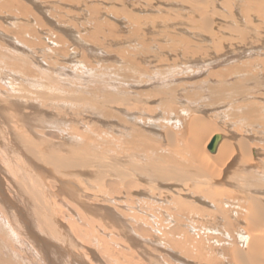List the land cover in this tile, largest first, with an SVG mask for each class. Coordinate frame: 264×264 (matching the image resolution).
<instances>
[{
    "label": "bare ground",
    "instance_id": "obj_1",
    "mask_svg": "<svg viewBox=\"0 0 264 264\" xmlns=\"http://www.w3.org/2000/svg\"><path fill=\"white\" fill-rule=\"evenodd\" d=\"M35 1L0 0V41L3 36L8 40L6 45L0 42V70L7 71L6 76L10 77L6 85L10 88L0 87V173L5 176L3 179L0 175V214L4 218L0 222L6 221L19 244L32 243L46 264H95L90 259L95 260V255L91 252L89 259L83 257L80 243L72 237L66 222L57 218V214L64 213H57L58 206L64 208L68 199L87 214L95 215L93 218L109 219L126 242L137 248L140 258L151 264H209L213 256L228 259L232 264H264V147L260 152L258 144L252 143V132L264 137V128L259 130L264 125V46L244 42L252 19L256 16L264 22V0L225 1L224 8H239L242 19L238 21L230 13L232 10L226 14L218 9L215 0H163L172 4L164 6L169 12L164 15L157 12L160 7L156 2L161 0H136L137 5H145L150 11L157 8L150 14L133 13V5H124L126 0H102L103 5L111 4L104 6L106 10L124 14V21L118 22L128 34H120L115 23L100 15V5L93 4L87 8L92 30L77 37L71 21L61 14L69 13V8H57L59 18L51 20ZM61 2H67L66 6L77 4L78 0ZM176 5L183 12H172ZM32 7L39 9L42 17ZM56 7L63 9L60 4ZM46 12L49 14V10ZM181 15L186 19L181 20ZM164 16L165 19L161 18ZM45 18L51 21L54 31L37 33L35 27L50 25ZM168 20L182 24L181 28L175 30L176 25L171 28L164 24ZM157 23L165 28L159 30ZM223 28L238 31L239 40L241 37L244 41L232 43L234 40L231 42L216 30ZM192 33L210 44L193 41ZM100 35L106 53L120 61L119 66L110 68L113 74L103 80L100 75L95 88L85 84L80 76H64L69 68L68 55L73 57L79 51L71 48L70 52L72 44L84 47V40L90 42V38ZM41 37L49 39V45L43 43L45 40L36 41ZM160 40L169 46L159 44ZM34 41L43 47L36 48ZM241 56L244 58L238 59ZM221 59L225 65L210 68L212 62L217 65ZM165 60L174 64L167 65ZM153 61L160 66H153L154 71L163 74L156 85V79L149 80L148 69L142 66ZM85 66L83 62V71L88 70ZM130 68L133 73L127 74ZM171 72L178 76L204 72L207 75L196 82L182 79L170 83L175 81L172 76H176ZM145 76L147 80L143 79ZM17 80L33 90L25 85L30 90L23 89L24 86L16 89ZM148 83L151 87L147 91L139 88ZM209 106L211 114L226 111L228 120L240 122L243 134L238 136L228 129L232 122L227 124L228 133L220 132L216 123L206 117ZM163 110L180 114L186 126L180 133L167 128L158 134L160 142L163 140L166 145L162 152L159 145L147 142L145 132L138 126L144 123H140L142 116L156 122ZM97 120L103 127L96 124ZM55 133L59 137L66 135L67 139L51 140ZM215 135L219 140L211 148ZM4 186L9 187L10 194ZM84 194L101 205H83ZM237 221L242 229L235 231L236 237L245 241V249L237 248L229 239L233 237L229 226ZM151 222H155V228ZM209 222L217 224L205 226ZM141 225L149 226L158 235L162 246L158 251L163 256L151 252L147 240L137 238L134 227ZM70 226L72 233L80 232L76 225ZM144 233H148L147 229ZM230 241L231 246L226 248ZM127 243L122 246L133 250ZM104 247L107 246H102L106 252ZM214 250L218 255L212 254ZM2 257L0 264H18L5 255Z\"/></svg>",
    "mask_w": 264,
    "mask_h": 264
},
{
    "label": "rangeland",
    "instance_id": "obj_2",
    "mask_svg": "<svg viewBox=\"0 0 264 264\" xmlns=\"http://www.w3.org/2000/svg\"><path fill=\"white\" fill-rule=\"evenodd\" d=\"M35 1V0H34ZM41 1V0H40ZM40 1L38 0H36L35 1V3H37L41 8L43 7L44 9H43V11H44V14L46 15L45 17L46 18H48V19H51L52 20V17H53V19L54 20H56V19H58L59 17V15L58 14H60L57 10L58 9H61V10H67L68 8V11L70 10V12L69 13H67V14H65V13H61V14H63L65 17H64V19H69L70 21H71V26L73 27L72 29L73 30H76L75 31V37H77L79 34H81V36H85V35H87L91 30H92V25L90 24L91 23V13H90V10L89 9H87V8H89L91 5H93V4H98V5H100V7H102V8H100L99 7V9H100V15H105V17L106 18H108V20L110 21V22H113V23H115V25H117L119 28H120V34H125V35H127L128 34V32H123V31H126V28H122V26L120 25V22H118V21H121V22H123L124 21V14L123 13H116L115 11H109V9L108 10H106V8H104V6L106 7L107 5H108V3H105L104 2V5H103V1L101 2L100 0H87V2H85L84 0L81 2V0H78V2H77V4L76 3H71L70 5H66L65 6V4H67V2H61V0H42L41 1V3H40ZM45 3H44V2ZM47 1V2H46ZM75 1H77V0H75ZM136 0H126L125 1V3H124V5H127V4H131V5H133V9L132 8H128V7H126L127 9H132L131 11L133 12V13H137V14H144L145 12V14H150V13H154L155 12V10L157 9V8H155L153 11H150L151 10V8H149V7H147V9H146V7H145V5H141V6H139V5H137V2H139V1H136ZM216 2V4L218 5L217 6V8L219 9H221L222 11H224V13H226V14H229V12H230V10H232L230 13H234L233 15H234V18L238 21L239 19H242V18H239L240 16V10H239V8H237L235 5H233L231 8L230 7H228L229 9H226V8H224L226 5H225V1H229V2H235V0H221V1H219V0H215ZM224 1V2H223ZM237 1V0H236ZM50 2H52V3H50ZM58 2V3H57ZM135 2V3H134ZM48 3V4H47ZM55 3V4H54ZM60 4L62 7H63V9L62 8H60V7H56V5L57 4ZM222 3V4H221ZM44 6H43V5ZM50 4V5H49ZM52 4V5H51ZM74 4V5H73ZM89 4V5H88ZM156 4H158L159 5V7L160 8H158L159 10L157 11V12H160L161 11V13H163V15H164V13L165 12H168V10L167 9H165L164 10V6H171L172 4L170 3L169 4V2H165V1H163V0H161L160 2H156ZM77 5V6H76ZM174 5V4H173ZM221 5V6H220ZM48 6V7H47ZM71 6V7H70ZM109 6H111V4H109L108 5V7ZM116 6H118V5H116ZM143 6V7H142ZM224 6V7H223ZM39 7V8H40ZM64 7H66V8H64ZM77 7V8H76ZM79 7V8H78ZM178 7V8H177ZM227 7V6H226ZM236 7V8H235ZM33 9L35 8V7H32ZM47 8V9H46ZM58 8V9H57ZM76 8V9H75ZM145 8V9H144ZM180 6H178V5H176V7L174 8V10H171L172 12L173 11H176V12H183V11H180ZM56 9V10H55ZM118 9V8H117ZM137 9V10H136ZM172 9V8H171ZM234 9V10H233ZM236 9V10H235ZM49 10V14L46 12V11H48ZM55 10V11H54ZM104 10V11H103ZM145 10V11H144ZM147 10V11H146ZM238 10V11H237ZM36 15H38V16H40L41 15V12L39 13V9H38V11H36L35 9L34 10H32ZM36 11V12H35ZM62 11V12H63ZM136 11H138V12H136ZM55 12V13H54ZM106 12V13H105ZM108 12V13H107ZM144 12V13H143ZM148 12V13H147ZM110 13H112V14H110ZM169 13V12H168ZM116 14V15H115ZM49 15V16H48ZM56 17H55V16ZM75 15V16H74ZM113 15V16H112ZM114 15H115V17H114ZM121 15V16H120ZM123 15V16H122ZM170 16H173V15H171V14H169ZM236 15V16H235ZM40 17H42V16H40ZM50 17V18H49ZM121 17V18H120ZM181 17V20H183V19H186V17H185V15H181V16H179V18ZM183 17V18H182ZM45 18V19H46ZM56 18V19H55ZM161 18H166L165 16L164 17H161ZM171 18V17H170ZM255 18H257V19H255ZM48 19H46V20H48ZM117 19V20H116ZM253 21H252V25H250L249 26V32H247L245 35H246V39H245V41L244 40H242L241 39V37H240V40H239V36H240V33L237 31V32H230V30H228V28H223L222 30H218V29H216L217 31H219V34H221L222 36H226L229 40H231V42L232 43H235V44H239L240 42H245V43H248V45L249 44H251V45H253V46H264V22H262V21H260V20H262L261 18H258V17H254L253 19H252ZM161 21V20H160ZM220 21H222V20H220ZM256 21H258V22H256ZM45 22V21H44ZM48 22L50 23V25L49 24H45L44 23V25H42V28L40 29V27H35L34 29H35V31H37V33L38 32H41V31H44V32H46V34H48V32H51L52 30H53V26H52V23H51V21H49L48 20ZM171 22H173V21H171ZM171 22H169V20L166 22V23H164V24H168L169 26H171V25H176L177 26V28H175L174 27V29L175 30H177V29H179V28H181V26H182V24H172ZM175 22V21H174ZM173 22V23H174ZM222 22H224V21H222ZM261 22V23H260ZM226 24H228L227 22H225ZM254 23H257V24H254ZM158 24V23H157ZM231 24V23H230ZM238 24H239V22H238ZM34 26H36L35 24H34ZM188 26V25H187ZM240 26V25H239ZM257 26V27H256ZM163 27V28H162ZM173 26H171V28H172ZM251 27V28H250ZM256 27V28H255ZM259 27V28H258ZM164 29L165 27L164 26H160V24H158V29ZM240 28V27H239ZM238 28V29H239ZM241 28L243 29V27L241 26ZM252 28H253V30H252ZM254 28H255V30H254ZM90 29V30H89ZM159 29V30H160ZM173 29V30H174ZM54 31V30H53ZM255 32V34H254V32ZM83 32V33H82ZM225 32V33H224ZM252 32H253V36H251L252 35ZM223 33V34H222ZM230 33V34H229ZM234 33H236V34H234ZM46 34H43L44 36L43 37H46L47 38V36L48 35H46ZM195 33H192V34H190L191 36L193 35V37H191V39L193 40V41H195V42H199V43H203V44H210L209 42H207V41H201L200 40V38H198V36L196 37V35H194ZM232 34H233V36H232ZM42 36V35H41ZM249 36V37H248ZM4 37V40H3V38L1 39V44H3V45H6V43L8 42V40L6 39L7 37L6 36H3ZM43 37H41V38H39V39H37L36 41H39L40 40V42H41V40H42V42L44 43V44H48L49 45V43H48V41H50L49 39L48 40H46V38H44L43 39ZM101 35L97 38V37H92V38H90V42H88V41H86V40H84L83 41V44L81 43V45L82 46H84V47H87V48H85L84 49V47H81V46H77L75 43L74 44H72V46L69 48L70 49V52H72L71 51V48H75L76 50H79V51H76L77 52V54H75V56L73 55V57H72V54H70V55H68V59H67V61H66V65H69V68L65 71L66 72V74L64 75V76H67L68 75V77H70V76H80V77H82V79L83 80H86V81H84L85 82V84H91L92 86V88H95V87H97V83L95 82L96 80H100V75H102L103 77H101V80H103V79H105L106 77H110L112 74H113V72H111V70H110V68H112V66L113 67H115L116 65L117 66H119L120 65V61H118L119 59H116V57H111L109 54H107L106 53V51H105V49L103 48V46H102V41L100 40L101 38ZM196 37V38H195ZM231 37V38H230ZM198 38V39H197ZM248 38V39H247ZM69 39V38H68ZM91 39H93V40H91ZM95 39V40H94ZM35 40V39H34ZM70 40V39H69ZM97 40V41H96ZM252 40V41H251ZM7 41V42H6ZM93 41V42H92ZM250 41V42H249ZM87 42H88V44H87ZM95 42V43H94ZM98 42V43H97ZM226 42H228V40L227 41H224V43H226ZM253 44H252V43ZM5 43V44H4ZM34 43H35V47L36 48H42L43 46L42 45H36L37 43L34 41ZM72 43V42H71ZM100 43H101V45H100ZM104 43V45H105V43L106 44H108V42H103ZM46 44V45H47ZM97 44H98V47H97ZM159 44H161V45H165L164 47H166V46H169V45H166V43L165 42H161V40H160V43ZM50 45H51V42H50ZM86 45V46H85ZM41 46V47H40ZM93 46H95L97 49H95V47H93ZM5 47H7V46H5ZM114 46H112L111 48H113ZM78 48V49H77ZM83 48V49H82ZM88 48H90V49H88ZM84 51V53L85 54H83L82 52V50ZM91 51V53L88 51ZM95 49V50H94ZM103 49H104V51H103ZM32 50H34L33 48H32ZM82 51V52H81ZM263 52H264V49L262 50ZM69 52V53H70ZM90 53V54H89ZM77 55V56H76ZM85 55V56H84ZM87 55H88V57H87ZM263 55H264V53H263ZM58 57V56H57ZM90 57V58H89ZM75 58V59H74ZM94 59V61H93V59ZM171 58H174L173 56L171 57ZM240 58H244V56H241V57H239L238 59H240ZM73 59V60H72ZM85 59H86V61H85ZM89 59V60H88ZM105 59V60H104ZM152 59V58H151ZM153 60V59H152ZM171 60V59H170ZM170 60H168V62H167V65L168 64H174V61H172V63H171V61ZM71 61V62H70ZM103 61V62H102ZM116 61V62H115ZM83 62H84V65H86L85 67L88 69V70H86L85 69V71H83V69L81 68L82 66H83ZM97 64H96V63ZM109 62V63H108ZM166 62H164V63H166ZM42 63V62H41ZM76 65H74V64ZM99 63V64H98ZM119 63V64H118ZM63 64H65V63H63ZM91 64V65H90ZM101 64H102V66H101ZM114 64V65H113ZM150 64H151V66H150ZM156 64H158L157 63V61H153V63H149V64H143L142 66L144 67V68H147L148 70V75L150 76V78H149V80H152V77H154V79H156V81L153 83L154 85H156V84H158L159 82L157 81L158 80V78H160L161 77V75H163V74H161V72H156V71H154V67H155V65ZM175 64L176 65H178L179 63H176L175 62ZM207 64H209V63H207ZM207 64H205V65H207ZM226 63L225 62H222V59H221V61H217V65H216V61L213 63H211V67L210 68H212V66H214L212 69H216L217 67L219 68V65L220 66H223V65H225ZM40 64H38L37 65V67L39 66ZM166 64H165V66H167ZM170 65H169V67H170ZM44 66V65H43ZM72 66V67H71ZM75 66V67H74ZM94 66V67H93ZM97 66V67H96ZM154 66V67H153ZM156 66H158V67H160L159 65H156ZM216 66V67H215ZM73 67H74V69H73ZM92 67V68H91ZM100 67V68H99ZM104 67V68H103ZM72 70H71V69ZM200 68H202V67H199V69ZM203 68H205V67H203ZM93 69V70H92ZM104 69V70H103ZM187 69H189V68H187ZM198 69V68H197ZM133 69H127V74H128V72H130L129 74H131V73H133V71H132ZM136 70V69H135ZM100 71V72H99ZM104 71H105V73H104ZM132 71V72H131ZM152 71H153V73L155 74H153L152 73ZM160 71V70H159ZM186 71V70H185ZM184 71V72H185ZM5 72H7V71H4V72H1V70H0V79H2L1 81H0V87L2 86L3 88H5L6 90L7 89H9L10 88V85H9V87L8 86H6V85H8L9 84V82H10V77L7 75L6 76V74L7 73H5ZM82 72V73H81ZM90 72V73H89ZM94 72V73H93ZM176 72V71H175ZM175 72H171V75H176V76H172V77H174L173 78V81L174 82H172V81H169L170 83H176L177 82V80H179L178 82H181V81H189V82H196V81H198V80H202V78L203 79H205L206 77H204V76H206L207 74V72H204V73H201V74H197V75H194V76H192V75H187L188 76V78H187V76H184V75H180V76H178ZM111 73V74H110ZM160 73V74H159ZM11 74V73H10ZM71 74V75H70ZM82 74H83V76H85V77H83L82 76ZM99 74V75H98ZM105 74V75H104ZM126 74V73H125ZM157 74H159V76H157ZM3 75H4V77H3ZM70 75V76H69ZM98 77V78H96V76ZM170 75V76H171ZM7 77V79H9V80H7L6 79V77ZM19 76H21L20 74H19ZM104 76H105V78H104ZM189 76H191V77H189ZM2 77V78H1ZM9 77V78H8ZM18 77V76H17ZM177 77H179V79L177 78ZM182 77V78H181ZM185 77V78H184ZM3 78H5V79H3ZM103 78V79H102ZM147 77L145 76V78H143L144 80H147L146 79ZM181 78V79H180ZM199 78V79H198ZM170 79V78H169ZM183 79V80H182ZM197 79V80H196ZM9 81V82H8ZM5 82H8V83H5ZM88 82V83H87ZM15 85H14V87L16 88V89H22V87L25 85V86H27V84L25 83H22V82H20L19 80H17V81H15ZM23 84V85H22ZM23 87V89H25V90H33V88H31V87H29V86H27V87H29V88H26V87ZM12 87V86H11ZM149 87H151V83H148V84H145V85H143V86H139V88L140 89H142V90H145L146 88V91L148 90V88ZM91 88V90H93ZM2 89V88H1ZM262 90H260V92H261ZM262 94H264V90L262 91ZM206 108V107H205ZM207 108H210L207 112V114H208V116H206V117H208V118H210V119H212L215 123H216V125H217V127L220 129V132L221 131H225V132H227L228 133V129L229 130H231V131H233V132H235L236 134H238V136H240L241 134H243V129L240 127V126H238L239 124H240V122H237V121H232V120H228L227 119V116H226V111L224 112V113H222V114H216V115H214V114H211L212 113V110H211V107L209 106V107H207ZM159 111H157V113H158ZM174 113V114H173ZM158 114H160V115H158ZM157 115H158V117H156L157 119H159V120H156V122H154L153 121V119H152V122L150 121H148L149 119L148 118H146L145 116H142L141 117V119H143L140 123L142 124L143 122V124L142 125H140V126H138L140 129H142L143 130V133L145 132V134H146V137H147V142H153V144H154V146H156L157 147V145H159L158 146V148H159V150L161 151L162 150V152L164 151V149H166V145L164 144V142H163V140H161V142H160V136L158 135V134H161L162 132H163V130L164 129H169V131L171 130L172 132L174 131V132H179L180 133V131H182V130H184L185 128V126H186V123L183 121V120H181V117H180V114H178L177 112H172L171 111V113H169V110L167 111V110H163V111H160L159 113H158ZM171 114V115H170ZM172 114H173V116L174 117H172ZM167 115V116H166ZM212 115V116H211ZM214 115V116H213ZM178 116V117H177ZM229 116H230V114H229ZM168 117V118H167ZM164 118V119H163ZM165 118H167V119H165ZM94 120H96V119H93V121ZM103 120V119H102ZM151 120V119H150ZM98 121V120H97ZM96 121V124L97 125H99L100 127H103L102 126V124H100L101 122L100 121H98L97 122ZM167 121V122H166ZM182 121V122H181ZM165 122V123H164ZM230 122H232V123H230L232 126L231 127H229L228 129H227V124H229ZM236 122V123H235ZM166 124V125H165ZM180 124V125H179ZM184 126H183V125ZM170 126V127H169ZM226 127V128H225ZM173 128V129H172ZM231 128V129H230ZM262 128H264V125L263 126H260V128H259V130L260 129H262ZM236 129V130H235ZM156 130H158L159 131V133H158V131H156ZM161 130V131H160ZM262 130H264V129H262ZM223 131V132H224ZM254 131V130H253ZM156 132V133H155ZM224 132V133H225ZM155 133V134H154ZM56 134V133H55ZM54 134V136L53 137H50V139L52 140H56V139H58L60 142H62L61 140H65V139H67V137H66V135H64L63 137H59L58 136V134H56L55 135ZM252 134H253V137L255 136L256 137V139H255V137H254V140L252 141V143L254 142L255 144H253V145H257L258 146V148L260 149H262L263 147H264V140L263 141H260L259 139L261 138V139H264V137L262 138V135H260V136H257L256 134H255V131L254 132H252ZM155 135L159 138V140H155L157 137H155ZM228 135V134H227ZM63 138V139H62ZM157 138V139H158ZM211 138V137H210ZM209 138V139H210ZM258 138V139H257ZM150 143V144H151ZM156 143V144H155ZM161 144V145H160ZM207 144V143H206ZM262 145V146H261ZM163 147H165V148H163ZM160 148H162V149H160ZM206 149V148H205ZM260 149V152L261 151H263L264 150V148H263V150H261ZM160 151H158V152H160ZM110 154V153H109ZM263 156V155H262ZM174 160H176V156H175V159ZM0 175H2L1 177L4 179V175H3V173H0ZM8 188L9 187H5L4 186V189H5V191L8 193V194H10L9 192H8ZM85 196H83V200H84V202L82 203L83 205H88V204H92V205H101V202H98L97 200H94L92 197H90L89 195H87V194H84ZM65 200V199H64ZM69 201L70 200H66V203L69 205V206H71V207H66V205H64V208H63V206L61 207V206H58L59 207V209L60 210H58L57 209V213L58 212H60L61 214L63 213V215L62 216H58V214H57V218L60 220V221H62V223H65V225L67 226V228L68 229H70L69 230V232L71 233V235H72V237L78 242V243H80V245H81V248H82V250H81V255L83 256V257H85V258H87V259H89L90 258V256L92 257V255H90L91 254V252L95 255V258L97 259H95V260H93V257L92 258H90V259H92V262H94L95 264H101V262H102V264H151L150 262H148V261H146V260H144V258L143 259H141L142 258V256H140L138 253V251H137V248L136 247H133V246H130L127 242H126V239L122 236V235H120L119 234V231H118V229L117 228H115V226H112L111 225V223L109 222V219H106V218H103V217H100V216H96V218H93V217H95V215L93 216V215H91V214H87L88 212L87 211H83V210H85V209H83L82 210V208L80 207L79 208V206L77 205V204H75V206H74V203L72 202V203H69ZM85 203V204H84ZM103 204V203H102ZM67 205V206H68ZM76 206H78V208L76 207ZM72 208V209H71ZM64 209V210H63ZM74 209V210H73ZM70 210V211H69ZM75 210H77V211H75ZM80 213H79V212ZM73 212V213H72ZM74 215V216H73ZM89 217H87V216ZM70 216V217H69ZM90 216H91V218H90ZM2 217V215L0 214V219H2L1 218ZM76 217V218H75ZM98 217V218H97ZM88 218V219H87ZM4 219V218H3ZM79 219V220H78ZM98 219V220H97ZM105 219V220H104ZM96 220L98 221V222H100L101 224H103V225H101V224H99L98 222H96ZM3 221V220H2ZM0 222V223H2V225L3 226H0V245H2L3 246V248H2V246H0V254H2V255H0V258H3L2 256H4L5 255V258H10V259H12L14 262H17L18 264H26V262L27 263H29V264H46L45 263V261L42 259V257L39 255V253H38V251L34 248V246L32 245V243H29L28 241L27 242H22L21 244H19L20 242H18L19 240L18 239H16V238H14V236H13V234L10 232V230L7 228V223H6V221L4 220L3 222ZM155 222H157V221H155ZM155 222H151V226L153 227V228H155ZM5 224V226H4V224ZM215 223L217 224V222H209V223H206L205 224V226H215ZM234 223H235V225H234ZM70 224H74V225H76L77 226V228H78V231H80L78 234H74V232L72 233L71 231H72V229H71V226H70ZM110 224V225H109ZM212 224V225H211ZM239 224H241L240 222H233L232 224H230V226L229 227H231L230 228V230H232V236L233 237H231L230 236V238L229 239H231V241L233 242V243H235V246L237 245V248H240V249H245V246H246V243H245V241L243 240V242L242 241H240V239L238 238V237H236V232L235 231H239V230H241L242 228H240V226L241 225H239ZM105 225V226H104ZM238 225V226H237ZM81 227V228H80ZM93 228V229H92ZM7 229H8V231H7ZM81 229H82V231H81ZM108 229L109 230H112L113 231V233H112V231L111 232H109L108 231ZM144 229H147V232L148 233H144ZM3 231V232H2ZM13 231V230H12ZM14 232V231H13ZM99 232V233H98ZM134 232L136 233V235H137V238L139 239V240H141V239H145V240H147V242H148V245L147 246H149L150 245V247H149V249H150V251L151 252H153V253H155V254H161L159 251H158V248L161 250V242L160 241H158V239H157V234L155 233V231L152 229L151 230V228L148 226V227H146V226H144V225H141V226H138V227H134ZM8 233V234H7ZM3 234H6L5 236L3 235ZM93 236H92V235ZM96 234H98V235H96ZM113 234V235H112ZM85 235H87L88 237H87V239L84 237ZM1 236H3V237H1ZM11 236H13V237H11ZM4 237H7L6 239L4 238ZM115 237V238H114ZM117 237V238H116ZM3 238V240H1ZM11 238H12V240H11ZM81 238V239H80ZM91 238V239H90ZM94 238H96V239H94ZM98 238V239H97ZM122 238H123V240H122ZM233 238V239H232ZM226 239H228V237H226ZM84 241L83 242V244L81 243L82 241ZM96 240V241H95ZM114 240H115V242H114ZM5 241H7V242H5ZM14 242V243H12V242ZM108 242V244H107V242ZM117 241V242H116ZM142 242H143V240H141ZM229 242V244H226V248L227 247H230L231 246V243L232 242ZM2 242V243H1ZM146 242V243H147ZM224 242V241H223ZM225 242H227V240L225 241ZM9 243H10V245H9ZM11 243H12V245H11ZM103 243V244H102ZM109 243H111V244H109ZM118 245H117V244ZM127 243V245L128 246H130L133 250H129V249H126V247H123L122 245H125ZM92 244V245H91ZM96 244V245H95ZM9 245V246H8ZM84 245V246H83ZM118 246V247H115V246ZM213 245H215V244H213ZM8 246V247H7ZM92 246V247H91ZM102 246H107V247H104L105 249H107V251L106 252H104L103 250V248H102ZM116 248H114V247ZM10 247V248H9ZM11 247H13L14 249H12ZM84 247V248H83ZM119 247H120V249H119ZM122 247V248H121ZM7 248V249H6ZM16 248V249H15ZM96 248V249H95ZM157 248V249H156ZM3 249H4V251H3ZM18 249V250H17ZM126 249V252H123L124 250ZM215 249V248H214ZM13 250V251H12ZM20 250H21V252H20ZM23 250V251H22ZM85 250V251H84ZM112 250L115 252H112ZM119 252H117V251ZM127 250H129V251H127ZM164 250V249H163ZM8 251V252H7ZM19 254H17L16 252ZM83 251V252H82ZM90 251V252H89ZM111 251V252H110ZM5 252V253H4ZM9 252H10V254H9ZM12 252V253H11ZM86 252V253H85ZM103 252V253H102ZM117 252V253H116ZM128 252H129V254H128ZM131 252H132V254L135 256V255H137V256H135V257H133V255H131ZM215 252H217L216 250H214L213 252H212V254H217L218 255V253H215ZM16 253V254H15ZM125 253V254H124ZM165 253V252H164ZM7 254V255H6ZM13 254V255H12ZM31 254V255H30ZM88 254V255H87ZM106 254H107V256H106ZM112 254L114 255V257L112 256ZM127 254H128V256H127ZM166 254V253H165ZM29 255V256H28ZM85 255V256H84ZM90 255V256H89ZM112 256V257H110V256ZM131 255V256H130ZM12 256H14L13 258H12ZM15 256H16V259H15ZM87 256V257H86ZM126 256V257H125ZM160 256H163L162 254L160 255ZM168 255H166V257H167ZM213 256V255H212ZM20 257V258H19ZM28 257V258H27ZM121 257V258H120ZM130 257V258H129ZM141 257V258H140ZM22 258V259H21ZM30 258V259H29ZM114 258V260L112 261V259ZM15 259V260H14ZM32 259V260H31ZM101 259V260H100ZM118 259V260H117ZM124 259H125V261H124ZM128 259H130V260H128ZM132 259V260H131ZM135 259H137V260H135ZM168 259H172V258H170L169 256H168ZM218 259V263H220V264H232L230 261V263L228 262V261H226V260H228V259H224V260H222L221 258H220V256H218V257H212V260H211V258H210V263L211 264H213V263H215V264H218L217 263V260ZM22 260V261H21ZM101 262H100V261ZM126 260H128V261H126ZM144 260V261H143ZM220 260V261H219ZM221 260L223 261V262H221ZM29 261V262H28ZM105 261H106V263H105ZM112 261V262H111ZM140 261V262H139ZM97 262V263H96ZM132 262V263H131ZM135 262V263H134ZM209 263V264H210Z\"/></svg>",
    "mask_w": 264,
    "mask_h": 264
},
{
    "label": "water",
    "instance_id": "obj_3",
    "mask_svg": "<svg viewBox=\"0 0 264 264\" xmlns=\"http://www.w3.org/2000/svg\"><path fill=\"white\" fill-rule=\"evenodd\" d=\"M218 140H219L218 136L215 135L212 142H211V148H213L214 143L218 142Z\"/></svg>",
    "mask_w": 264,
    "mask_h": 264
}]
</instances>
